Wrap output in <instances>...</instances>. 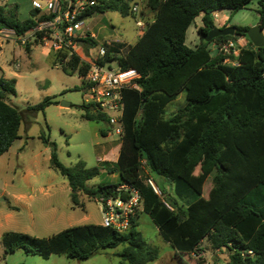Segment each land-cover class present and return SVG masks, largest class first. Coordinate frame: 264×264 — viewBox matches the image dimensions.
<instances>
[{
	"label": "trees",
	"instance_id": "trees-1",
	"mask_svg": "<svg viewBox=\"0 0 264 264\" xmlns=\"http://www.w3.org/2000/svg\"><path fill=\"white\" fill-rule=\"evenodd\" d=\"M252 1L148 0L153 19L145 23L136 42L130 46L111 43L104 59L93 60L100 66L116 60L121 69H135L140 74L136 81L139 89L122 93L124 134L117 160L113 166L102 162L103 170L117 174V184L89 188L87 182L99 175V169L87 168L83 161L65 167L58 160L55 145L40 137L50 147V167L66 179L73 202L79 194L89 200L115 197L121 184L137 188L143 199L141 213L150 218L180 264H192L191 255H201L203 241L213 252L226 251L225 264H264V48L252 46L246 38L248 27H235L234 36L204 41L214 27L217 11L241 10ZM257 1L264 29V0ZM108 11L130 15L127 0L104 1L86 15ZM200 15L202 25L197 34L201 43L191 49L185 45V33ZM16 16L0 6V30L12 29L23 35L52 18L35 10L26 20ZM86 37L80 39L82 47L94 44ZM238 38H246L247 46L237 47V55L218 52L217 45ZM210 44L215 48L214 56ZM53 55L54 63L63 64L68 73L81 77L89 69L75 54L68 59V51ZM15 85L14 79L0 78V156L20 138L21 114L6 102L16 95ZM182 92L183 106L167 115V106ZM53 104L45 98L29 109L44 111ZM79 108L85 120L107 121V116L91 105L82 103ZM101 134L105 136L106 131ZM142 164L150 177L156 175L182 190L187 188L196 196L195 201L179 205L155 183L172 208L169 210L143 178ZM209 177L211 186L205 197L203 186ZM2 243L6 253L19 249L43 259L54 254L84 262L100 250L119 246L118 256L124 264H147L157 258V251L136 230V219L123 234L101 224H86L46 239L7 233Z\"/></svg>",
	"mask_w": 264,
	"mask_h": 264
},
{
	"label": "rangeland",
	"instance_id": "rangeland-1",
	"mask_svg": "<svg viewBox=\"0 0 264 264\" xmlns=\"http://www.w3.org/2000/svg\"><path fill=\"white\" fill-rule=\"evenodd\" d=\"M36 1L44 0H0V6L6 13H14L19 20H25L34 11L33 3ZM147 3L138 16L144 27L153 19ZM258 9V1L253 0L241 10H219L216 18L213 15L214 26L251 28L260 22ZM201 17H196L185 33L188 48L194 49L201 43L197 34V28L202 25ZM82 19L80 32L94 36V44L88 42L77 48L84 58L96 55L98 46L104 41L120 40L130 46L138 39L137 19L131 13L123 17L108 11L95 16L85 15ZM262 31L264 35V29ZM28 48L29 52L14 38L0 40V78L16 81V95L10 96L6 102L21 114L20 138L0 158V264H124L118 256L122 246L100 250L84 262L54 254L43 259L19 249L13 253L5 252L2 238L7 233L46 239L70 227L101 224L102 214L97 200H89L83 194H79L75 202L71 200L67 181L50 167V147L40 137L48 138L55 145L58 160L65 167L83 161L87 168L99 169V175L87 182L88 187L99 183L112 185L118 181L116 173L108 174L102 168L105 162L113 166L121 142L112 131L107 133L110 128L107 121L82 118L84 111L79 106L84 103L85 90L78 75L66 72L63 64H55L54 53L43 48L41 43L32 41ZM208 48L214 56V46L210 44ZM45 98H50L54 104L44 111L29 109ZM184 102L185 93L182 92L167 106V115L182 107ZM61 103L70 106L62 107ZM101 131H106L107 135L103 136ZM98 157L104 163H98ZM151 178L179 205L186 206L196 199L187 188L182 190L175 183L156 175ZM210 186L211 177L203 186V196H207ZM136 230L157 251V258L147 264H180L173 249L162 240L146 214L140 213L136 218ZM201 249L200 258L191 255L192 264L198 261L202 262L200 264H225L228 260L226 251L213 252L207 241L201 243Z\"/></svg>",
	"mask_w": 264,
	"mask_h": 264
},
{
	"label": "built area",
	"instance_id": "built-area-1",
	"mask_svg": "<svg viewBox=\"0 0 264 264\" xmlns=\"http://www.w3.org/2000/svg\"><path fill=\"white\" fill-rule=\"evenodd\" d=\"M104 1L108 0L36 1L33 3L34 10L52 18L39 22L36 27L23 35H17L12 29H1L0 40L14 38L15 42L21 46H26L32 41L41 43L43 48L49 52L68 51V59L72 54H75L80 58V62L89 64V69L85 75L78 76L85 90L84 103L91 105L98 112L107 116V123L110 127L107 133L110 134L112 131L121 142L124 134L121 121L124 108L122 93L125 89H139L136 81L140 79V74L135 69H121L116 60L106 62L102 66L93 61L104 59L106 46H110L112 42H103L102 45L98 46L96 55L90 56L89 59L81 56L77 50L78 47H82L79 45L80 39L86 37L79 29V25L83 21L82 17ZM127 3L129 12L139 16L147 0H127ZM216 17L215 14L214 18ZM136 26L141 28L143 26L142 21H137ZM217 50L226 56L237 55V43L232 40L220 43L217 45ZM115 57L118 58L119 54H115ZM97 162L102 163L104 160L98 157ZM141 171L143 178L153 192L162 199L165 207L172 210L165 201L162 191L149 176L144 164H142ZM116 193L115 197L109 196L98 199L102 214L101 225L123 234L130 230L137 215L142 212L143 199L139 190L128 184H121L116 189ZM248 254L252 255V252L249 251Z\"/></svg>",
	"mask_w": 264,
	"mask_h": 264
},
{
	"label": "water",
	"instance_id": "water-1",
	"mask_svg": "<svg viewBox=\"0 0 264 264\" xmlns=\"http://www.w3.org/2000/svg\"><path fill=\"white\" fill-rule=\"evenodd\" d=\"M96 13H93L95 16ZM262 21H260L257 25L249 28L246 31V38L250 41L254 48H264V35L262 31ZM236 32L235 27H225V28H217L212 27L209 29L208 33L204 36L205 42H210L215 38L222 36H234ZM79 45L82 46L83 43L79 42ZM62 107H69L70 105L67 103H61ZM99 196V195H98ZM97 196V197H98Z\"/></svg>",
	"mask_w": 264,
	"mask_h": 264
},
{
	"label": "crops",
	"instance_id": "crops-1",
	"mask_svg": "<svg viewBox=\"0 0 264 264\" xmlns=\"http://www.w3.org/2000/svg\"><path fill=\"white\" fill-rule=\"evenodd\" d=\"M92 16H93V14H92ZM135 17H136V22L137 21H140L141 19H140V17H138L137 15H134ZM21 20V19H20ZM26 20V19H25ZM142 21V20H141ZM136 22H135V25H136ZM143 23V22H142ZM139 28V31H138V38L143 34V30H144V25L140 28V27H138ZM84 35V34H83ZM85 36H88V35H85ZM89 38H91V39H94V36L91 34V35H89ZM80 42V41H79ZM105 42V41H104ZM112 43H123L124 44V42L123 41H112ZM236 43H237V46H238V48H242V47H245V46H247V40L245 39V38H238L237 40H236ZM54 54H56V53H54ZM107 135V134H106ZM14 144V143H13ZM13 144H12V146H13ZM11 146V147H12ZM10 147V148H11ZM10 150V149H9ZM8 150V151H9ZM7 151V152H8ZM6 152V153H7ZM118 152H119V149H118ZM118 152H117V154H116V156H115V160H114V162H116V160H117V157H118ZM5 153V154H6ZM5 154H3L2 156H0V158H2ZM99 163V162H98ZM116 175V177L118 178V176H117V174H115ZM117 183H118V181H117ZM117 183H115V184H117ZM99 184H101V183H99ZM98 184H96V185H94V187H96ZM89 188H91V187H89ZM4 193V192H3ZM13 197H15V196H13ZM17 197H20V196H17ZM14 199H17V198H14ZM96 202H98V200L96 201ZM99 203V202H98Z\"/></svg>",
	"mask_w": 264,
	"mask_h": 264
}]
</instances>
